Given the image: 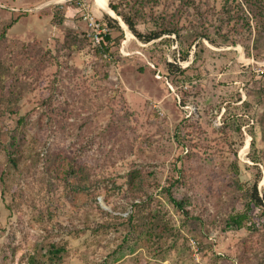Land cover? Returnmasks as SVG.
<instances>
[{"label": "rangeland", "instance_id": "rangeland-1", "mask_svg": "<svg viewBox=\"0 0 264 264\" xmlns=\"http://www.w3.org/2000/svg\"><path fill=\"white\" fill-rule=\"evenodd\" d=\"M261 1L144 0L135 29L170 23L181 39L145 44L117 21L108 63L74 5L57 24L50 0H0V264H264V224L235 231L223 220L239 202L232 164L264 195ZM84 3L100 23L114 17L109 4L135 6ZM199 32L221 45L202 40L211 53L192 66ZM163 60L190 83L170 79ZM9 147L22 153L16 166ZM75 180L88 192H72ZM166 188L200 221L177 212Z\"/></svg>", "mask_w": 264, "mask_h": 264}, {"label": "trees", "instance_id": "trees-1", "mask_svg": "<svg viewBox=\"0 0 264 264\" xmlns=\"http://www.w3.org/2000/svg\"><path fill=\"white\" fill-rule=\"evenodd\" d=\"M143 1L144 0H133V2H135L134 4L135 6L132 7V9H130L126 13H124L123 10H121V6L119 4H109V7L117 16L120 17L123 24L131 31L133 36L137 38L139 41H141L142 43H145V44L150 43L154 40L160 39L161 36L165 34L168 36L165 39H160L157 42V44L158 43L162 44V42L166 44L169 41L170 43L173 42V40L169 38V35H175L177 36V38L181 39V37L178 35V30L174 28H170L171 27L170 23H167V24L160 23L159 29L156 32H151L150 34L146 36L139 33L135 29L136 27L135 20H136V17L139 15L138 10L143 8V4H142ZM186 5L189 6V2H186ZM54 12H55V16L53 17L54 22L57 24H60L63 18L62 15L59 14L60 9L58 7L54 8ZM229 13L230 11L224 9L223 14H225V16H221L219 19L221 21H224L226 18L230 20L231 16H229ZM256 15L258 18L260 17L262 19V23H264V2L263 1H261V3H259L258 5L256 4L255 16ZM162 20H164L163 17H162ZM101 24L103 26L104 25L107 26L109 30L118 31L120 33V37L118 36L113 37L112 35H110V33H108V34L101 35V40L98 44L94 43L91 37L86 40L89 44L93 45L95 53L100 58L107 60L108 63H114L115 61L113 60L114 57L112 55L113 53L112 50L116 51V48H118V42L123 36L122 30L118 22L112 19L107 14L103 16V20L101 21ZM262 25L264 27V24ZM68 35L70 34L69 33L65 34L66 37H68ZM196 37L200 38V40L196 46L195 52L193 53L194 60L191 64L192 66H196L199 62L198 60L200 59V57L205 55L207 52L211 53L210 50L204 45L202 40H205L211 43L212 45H216V46L221 45L216 40L215 41L212 40L211 37H209L208 34L205 32H199ZM184 58H185V55L181 57L179 54L178 59L183 60ZM173 59L175 60L176 58L173 57ZM163 69L165 71V74L170 79L173 78L174 80H176L175 78H177V75L181 76L182 79L184 78L183 70L180 68V66H177L176 64L163 60ZM191 79L192 78L186 77L184 82H182V80H176V81H179L180 83H185V82L190 83ZM186 103H187V100L182 101L181 106H183ZM226 107L228 109V106L224 105L225 111H227ZM22 124H23V117L21 118L19 117L17 120V125L21 126ZM235 130L239 131L238 127H236ZM252 152H253L252 155H254L255 154L254 150ZM64 153H65L64 156H62L61 153L55 154L57 158L62 156L59 159L60 166L63 163V161L67 159V156H69L68 153L67 154L66 152ZM5 157H6V160H8L12 164V166H16V164L20 162L23 156H22V153H20V151L17 148L12 150L11 147H9L8 149H6ZM249 159L254 164L259 163L258 159L255 157L250 156ZM78 167L82 171V166L80 164H78ZM229 168H230V173L232 176L231 178L232 184H228V187L232 189L231 192H235V194L239 196V202H238V205L237 206L235 205L231 209V211L226 215L225 219H223L226 223L225 229L226 230L233 229L235 231L242 230V229L253 230L256 228L257 224H261V225L264 224V195L260 196L259 192L257 191V180L258 179L241 182L237 175L239 171L237 164H232ZM247 169H250V166L247 167ZM252 169L258 170V168L255 165L252 166ZM77 174H78V170H76L75 168H72L70 169L68 174L65 176L72 179V178H76ZM256 175H259V173H257ZM65 184L67 185V187L71 189L72 192L74 191L88 192L87 191L88 188H86L88 186H85L84 183L77 182V180L72 181L71 183H65ZM165 191L167 193L166 196H167L168 202L172 205V207L177 212H180L188 219H192L194 221H200L199 217H194V216L189 215L190 214V212L188 211L189 204L187 201L175 198L170 192L169 188H166ZM59 252L60 250L54 249V248H52V250L50 251V253H52L53 255H58ZM29 264H35V260L33 257L29 259Z\"/></svg>", "mask_w": 264, "mask_h": 264}, {"label": "built area", "instance_id": "built-area-1", "mask_svg": "<svg viewBox=\"0 0 264 264\" xmlns=\"http://www.w3.org/2000/svg\"><path fill=\"white\" fill-rule=\"evenodd\" d=\"M49 4L61 9L65 6L74 5L79 10V16L87 24L90 30L89 37L92 38L94 43L98 44L101 40V35L105 34V26H103L97 19L89 12V9L84 3V0H50Z\"/></svg>", "mask_w": 264, "mask_h": 264}, {"label": "water", "instance_id": "water-1", "mask_svg": "<svg viewBox=\"0 0 264 264\" xmlns=\"http://www.w3.org/2000/svg\"><path fill=\"white\" fill-rule=\"evenodd\" d=\"M107 8L109 9V7L107 6ZM110 10V9H109ZM111 11V10H110ZM112 13H113V11H111ZM114 14V13H113ZM111 17V16H110ZM112 19H115L116 21H118L119 22V24H120V26L121 27H123L124 29H125V27H124V25H123V23L121 22V20L114 14V17H112ZM128 31V30H127Z\"/></svg>", "mask_w": 264, "mask_h": 264}, {"label": "bare ground", "instance_id": "bare-ground-1", "mask_svg": "<svg viewBox=\"0 0 264 264\" xmlns=\"http://www.w3.org/2000/svg\"><path fill=\"white\" fill-rule=\"evenodd\" d=\"M102 8L106 9V0H98ZM103 10V9H102Z\"/></svg>", "mask_w": 264, "mask_h": 264}, {"label": "crops", "instance_id": "crops-1", "mask_svg": "<svg viewBox=\"0 0 264 264\" xmlns=\"http://www.w3.org/2000/svg\"><path fill=\"white\" fill-rule=\"evenodd\" d=\"M76 13H77V9H76Z\"/></svg>", "mask_w": 264, "mask_h": 264}]
</instances>
